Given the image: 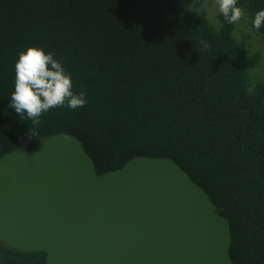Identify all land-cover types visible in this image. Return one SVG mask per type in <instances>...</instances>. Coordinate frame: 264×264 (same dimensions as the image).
Here are the masks:
<instances>
[{"label":"trees","instance_id":"16d2710c","mask_svg":"<svg viewBox=\"0 0 264 264\" xmlns=\"http://www.w3.org/2000/svg\"><path fill=\"white\" fill-rule=\"evenodd\" d=\"M196 6L0 0V131L28 153L73 135L98 174L174 160L229 220L234 264H264V81L233 37L244 9L264 43V0H228L217 30ZM0 264L45 253L0 241Z\"/></svg>","mask_w":264,"mask_h":264},{"label":"water","instance_id":"95a60500","mask_svg":"<svg viewBox=\"0 0 264 264\" xmlns=\"http://www.w3.org/2000/svg\"><path fill=\"white\" fill-rule=\"evenodd\" d=\"M0 241L45 264H234L229 220L174 160L98 174L67 133L28 153L0 131Z\"/></svg>","mask_w":264,"mask_h":264},{"label":"rangeland","instance_id":"374dc122","mask_svg":"<svg viewBox=\"0 0 264 264\" xmlns=\"http://www.w3.org/2000/svg\"><path fill=\"white\" fill-rule=\"evenodd\" d=\"M182 7L197 6V11L203 12L209 23L217 30L219 28L218 15L224 9L228 0H180ZM233 37L236 45L248 55L257 58V62L249 68L250 83L264 81V43L261 34L250 26L249 16L244 9L235 13Z\"/></svg>","mask_w":264,"mask_h":264}]
</instances>
